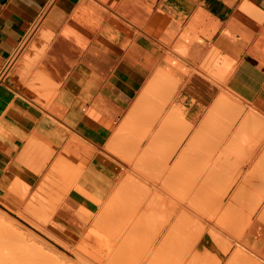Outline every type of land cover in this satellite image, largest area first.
<instances>
[{"label": "crops", "instance_id": "0c3cea01", "mask_svg": "<svg viewBox=\"0 0 264 264\" xmlns=\"http://www.w3.org/2000/svg\"><path fill=\"white\" fill-rule=\"evenodd\" d=\"M90 1L0 0V210L16 216L11 210L20 209L22 183L30 188L28 194L36 185L29 169L35 162L32 147L38 143L82 170L75 182L80 191L67 194L59 215L78 223L90 216L96 201L105 199L118 167L105 146L113 132L126 126L138 99L132 116L167 117L169 137L182 135L167 150L178 155L208 146L191 145L187 133H181L184 122L195 127L199 116L224 118L228 126L219 134L224 136L219 168L224 165L225 191L232 182L228 175L237 177L235 159L257 145L264 150V0ZM40 29L50 35L42 38L43 56L49 58L45 69L51 74L43 87L57 83L60 90L56 88L47 108L36 103L37 95L20 74L21 57L38 55L28 48ZM67 31L77 37L65 33V38ZM75 55L78 59L63 78ZM239 116L252 127L237 125ZM173 120L181 131L171 129ZM237 183L243 185L240 178ZM262 192L261 186L250 190L251 195Z\"/></svg>", "mask_w": 264, "mask_h": 264}, {"label": "bare ground", "instance_id": "6f19581e", "mask_svg": "<svg viewBox=\"0 0 264 264\" xmlns=\"http://www.w3.org/2000/svg\"><path fill=\"white\" fill-rule=\"evenodd\" d=\"M91 1H93V0H91ZM117 5L115 6V8L117 7ZM98 7H99V4H98ZM100 7H102V6L100 5ZM101 9H103V8H101ZM107 14H109L108 10H107ZM69 18H70V16H69ZM119 21H120V18H119ZM73 30H71V31H73ZM100 31H102V30H99V32ZM65 33L67 35H70V34L73 35L74 39L77 37L76 33L72 34L73 32L69 33V31L64 32L63 36L65 35ZM77 34H79V32ZM75 35H76V37H75ZM66 36H64V37L66 38ZM49 37H50V35H48L46 38H49ZM84 38L81 37L80 40L82 41V39H84ZM95 39H96V37H95ZM67 40H68V38H67ZM77 41H76V43H77ZM78 42H79V46H80L81 42L80 41H78ZM88 42L89 41L85 40V42L83 44H85L87 46L86 43H88ZM76 43H75V45L78 46V43L77 44ZM81 46L80 47L82 49H83V47H85L84 45H81ZM43 48H44V45H43ZM41 51L43 52L42 48H41ZM44 52H45V50H44ZM46 53H47V51H46ZM80 57H81V55H80ZM42 58H43V56L38 58V60L39 59L42 60ZM76 58H77L76 55L71 56L69 58L70 62L67 64L68 67L65 68V72L62 74L63 78L66 76L67 71L69 69L71 70V68H69V67L72 66V63L76 61ZM37 63H40V62H37ZM29 64H30V62H29ZM40 64H37V65H40ZM35 65H34L35 69L32 68V70H36L37 65L36 66ZM76 66H77V64H76ZM29 69H31V68H29ZM29 72L30 71H28V73ZM35 72L37 73V70ZM31 73L28 74L29 76L27 75L29 78L34 76V73L33 72H31ZM30 74L33 76H31ZM38 75H41V71L39 74H36L35 77H37ZM44 76H45V74L44 75L42 74L40 76L41 78H43V80L39 78V80H42L41 83L45 80L46 77L48 78L47 75H46V77H44ZM28 77H27V79H28ZM25 78L26 77L24 76V80H25ZM47 78H46V80H47ZM35 80H33V81L35 82ZM46 80H45V82H46ZM53 81L54 80H52L51 83H53ZM45 82H43L44 85H45ZM36 83L35 84L33 83V85H36ZM55 84H54V86H52V89H54V88L58 89L59 85L57 83H55ZM44 85H42V86H44ZM48 85L49 84H47L46 86H48ZM39 86H40V84H39ZM36 88H38V87L36 86ZM43 88L44 87H42V89ZM38 89H41V87ZM37 90H35L34 92H35V95H37V97H39L38 96L39 90H38V93L36 94ZM46 90H48V89L45 88V91ZM40 92L42 93V94L40 93V95H43L44 89H43V91L40 90ZM56 92H58V91H56ZM45 95L48 96V94L45 93L42 97L43 100H45L47 98V97L45 98ZM37 99H35V101ZM39 100H38V103L40 102ZM46 100L44 103L45 105L47 102ZM52 100H54V98H52ZM140 101H141V99H138L135 102L134 106L131 108V110H130L131 115H133L134 112L136 111V107ZM36 103H37V101H36ZM44 104L41 101L40 105L43 106ZM48 107H50V103H49ZM167 121H168L167 117L166 118L161 117V116L156 117L155 119H153L148 133L140 135L138 133V131L144 127V124L147 122V120L144 119L142 116H136V115L130 116L129 115V116H127V122H129V124H130L129 129L131 132H129V131H128L129 133H127L126 131L123 132L121 130L122 129V126H121V128H119V130H117L119 132L116 134L117 131L115 129L116 132H113V134L115 133L116 135H111V136H117V138L113 137V140H111L112 138L110 137L109 142L112 144L113 143L112 141H115L114 139H116L115 145H113V146H116V149H118L119 145L117 142H121L120 144H122V141H123V140L121 141V138L119 136H120V134H124V136H125V133H126L127 134L126 136H128V138L125 139L123 142V144L126 142V144H124V145H126V147H124V145L122 144L121 146H119V148L123 146V148H125V149H123V148L122 149L127 152L126 155H128V153H129L130 157L128 156L129 159H128V157H125V162H127L126 164L125 163L123 165L120 164L119 167H121V169H120L121 173L117 177L116 186L114 188H112V192L109 193L110 195H109L108 199L106 198L107 201L104 199L106 201V202H104V206H102V207L100 206L101 207L99 209L100 211H97L98 213L95 214L94 218H92L91 220H87V221L82 220L81 226L78 225V227L75 230H73L75 233L72 236V238L76 239V237H80L84 241L94 243L96 241V239H95L96 228L99 225H107L108 227L115 228V230H114L115 232L113 233L112 238H111V241L113 244V250L110 253V257H111V259H113L114 264H120L122 262H127L128 264H264V194H262L261 196H258V195H251V193H250V190L253 186L264 187V150H261L260 146L257 145L255 147V149L253 150V152L247 154L244 158L235 159V161H237V162H235L236 167H237V177L235 176V179H233L232 182L227 185V187L225 188V191L221 195H218V194H216V191L222 190V187H220V189H219L218 183H214L211 180V178L215 176L214 174H215L216 169L219 168V166L224 162V153L221 150V147L224 144V139L219 140V141H215V142H209L206 150L204 149L205 151H203L202 149L189 148L187 150H183L178 155L177 152H174V151L173 152H167V151L164 152V151H160V150H155L153 146H150L151 143H147V141L149 139L151 142L165 140L163 143L166 144L167 138L170 135H172V131L169 130L166 126ZM120 122H121V120H120ZM122 124L124 125L123 122L119 123V126ZM122 136L123 135H121V137ZM118 137H119V139H118ZM123 138L124 137H122V139ZM83 141H85V140H83ZM116 143L118 146L116 145ZM106 144H107V142H106ZM32 145H33V143H32ZM88 145L90 146V144H88ZM109 145L110 144L108 143V145H106V146L104 145V146L107 148V146H109ZM36 146H39V144L37 143L34 147H32V152H31L32 156H34L33 150L38 149V148L41 149L42 148L41 146H43V144L41 146H39L38 148ZM110 146H112V145H110ZM33 148H35V149H33ZM46 148L44 149V151L48 150V148L47 149ZM108 148H110V147H108ZM108 148L106 149V151H108L107 154L110 152H114L113 150L115 147L114 148L112 147V149L110 148L111 149L110 152H109ZM122 149L120 148L121 152H120V150H116L117 152L116 151L114 152V154L116 153L117 155L116 154L114 155L113 153H110V154H113L114 157L115 156L118 158L121 157L120 159L122 160V158H124V157L120 156V155L124 154V152H123V154H121ZM40 151H43V149H41ZM40 151L38 150V154H41V156H42L43 152L41 153ZM34 152H37V151L35 150ZM49 152L50 153L53 152V155H54L53 150H49ZM49 152H46V153L48 154ZM118 152H119V155H118ZM50 153H49V157L46 156L47 154L43 153V156L48 158V159H46L45 157L42 156L43 159L49 161ZM104 153H105V151H104ZM155 153L157 155L153 156V154H155ZM109 155H107V156H109ZM39 156H38V159H39ZM42 157H40V158L42 159ZM111 157H113V156H111ZM55 158H58V157L56 156ZM63 159H65V158H63ZM116 159H115V161H117ZM127 159L129 161H127ZM25 160H24V162H25ZM65 160H63V161L66 163ZM113 160H114V158H113ZM227 160H229V158H227ZM21 161H22V159H21ZM48 161H45V162H48ZM67 161H69V160H67ZM200 161H207L209 163L202 165V164H199ZM24 162L22 165L25 166ZM28 162H30V161H28ZM55 162H56V159H55ZM51 163L56 164L54 162H51ZM67 163H71V162L69 161ZM116 163H119V162H116ZM27 164L28 163H26V166L28 167L29 164L28 165ZM31 164L34 165V163H31ZM42 165H43V162H42L41 166ZM72 165L74 166V168H76V166L74 164H72ZM41 166H39L38 168H40ZM43 166L44 167H41V170L45 168V164ZM247 166H251V168L248 169L247 171H244V168ZM252 166H254V168ZM68 167H71V165H69ZM29 168L30 167H28V169ZM50 168H52V166ZM74 168L72 167V171H69L70 178L73 177L72 181H68L66 183L63 182V185L61 184L62 190L60 192L63 191L62 194L64 192L66 194H68L72 190L80 191L79 186L75 183L77 181L73 182V180H76V179H74V176L76 175L75 177H77V175L80 174L79 171H78L79 174L76 173L79 168L78 169L76 168V172L73 171V170H75ZM29 170L31 171L32 167ZM48 170L50 171V169H48ZM58 170H60V169H58ZM68 170L69 169H67V171ZM79 170H81V169H79ZM33 171H35V170H32V172ZM46 172H45V174L47 175ZM60 172H62V171H60ZM123 172H125V174L122 175V178H121L120 176ZM71 173H74V174L72 175ZM36 174H38V173H36ZM48 174H49V172H48ZM50 174H52V173L50 172ZM44 175L43 176L41 175V177H43V178H40L41 180L44 179ZM48 176H50V175H48ZM60 177H62V176H60ZM188 177H190L191 179H188ZM79 178L77 177V180H79ZM238 178L241 179L243 185H238V183H237ZM57 179L58 178H56V180H55V177H54L53 180H55L57 182V181H59ZM18 180L19 179L15 180V181H17L16 183L19 182L18 184L21 185L20 181H18ZM44 180L46 182V179H44ZM47 180H49V179H47ZM40 181L37 183H40ZM50 181H51V178H50ZM55 181H53L52 183L54 184ZM13 183H12V185H13ZM46 183H48V185L50 184L49 182H46ZM58 183H62V182H58ZM23 184L24 183H22L21 186H23L25 188H26V186H28L25 184H24L25 185L24 186ZM53 184H51V185L53 186ZM40 185H42L41 186V188H42L43 187L42 181H41ZM40 185L37 184L36 187H38ZM49 186H47V187H49ZM52 186H50V189ZM58 186H56V187H58ZM54 187L55 186H53V188ZM38 188H40V187H38ZM17 189H19V188H17ZM28 189H30V188H27V190ZM43 189L47 190V189H45V187ZM19 191H20V189H19ZM48 192L50 194V191H48ZM27 193H28V191L26 192V194ZM55 193H56V191H55ZM262 193H264V192H262ZM31 195L34 196L33 193H31ZM44 195H45V193H44ZM62 196H64V195H62ZM55 197L56 196H53V198H55ZM32 198H30V200ZM40 198L37 197L36 201H38V199L40 200ZM46 198H48V197H46ZM57 198H58V196H57ZM61 198H63V197H61ZM61 198H59V199H61ZM28 199H29V197H28ZM49 199H50V197H49ZM30 200H29V202H30ZM25 201H26V199H25ZM46 201H48V200H46ZM51 201H52V199H50V203H51ZM60 201H63V200L61 199ZM59 202H57L58 203L57 204L55 201L57 206L61 204V203L59 204ZM38 203H40V202L38 201ZM22 205L24 207V204H22ZM30 205H28V206H30ZM40 205H39L40 206L39 210L41 209L42 206L43 207L45 206V205H42V203H40ZM25 206H27V203ZM28 206H27V208H28ZM39 206H37V207H39ZM54 207H52L51 209L49 208L50 211H49V209L47 210L46 206L44 208H46V210L49 211L50 213H52L51 210H53L54 212L52 214H55L56 210ZM21 209L23 210V208H21ZM29 209H31V208H29ZM18 210H20V209H18ZM42 210L44 211L45 209H42ZM42 210H40V212H42ZM32 211H33V209H32ZM45 212L46 211H44L43 215H40V217L41 216L44 217L45 216L44 214L47 213V212L46 213ZM220 212H222V213L224 212V222H223V220H221V222H223V223L220 222L219 217H215L216 214H219ZM18 213H15V214L18 215ZM50 213H49V215H51ZM34 214H35V212H34ZM19 215L24 220H26L27 222H29L31 224H35L34 227L36 226V228L39 230V232L40 231L43 233H44V231L47 232V228H45L43 225H41V224L37 225L39 223H37V224L34 223V220H32V219H34V218H32L34 216H32L31 212L27 213V211L24 210V212L19 213ZM46 218L47 217H44V222L47 220ZM6 219H7V217H6ZM50 219H51V216H49L48 220H50ZM41 222H43V221H41ZM47 222H49V221H46V223ZM89 223H91V226H88ZM196 230H198V234L195 236L192 235V233ZM25 231L29 232V230H26V229H25ZM260 231H262L261 237H259V235H258ZM30 233H31V231H30ZM25 234L27 235L26 232H25ZM46 234L50 235L51 232L46 233ZM34 235L35 234H33V236ZM204 235L205 236L209 235L210 238L212 239V241L214 243H217V244L223 243L222 240L224 241V249H221V250L222 251L224 250V256H228L227 259H224V262L220 259H216V260L211 259L209 257V254L206 252V250H205V252H201L199 250V247H201V246H199V244H200L199 241ZM29 236H31V234ZM36 237H38V236L32 237L31 242L36 241L35 240ZM51 237H52V239H54L56 241V238H53V236H51ZM31 242H30V244H32ZM37 242L40 244L42 241L39 242V239H38ZM37 242H34L33 243L34 245L32 244L33 246L31 245L32 249L33 248L35 249V246L37 248V245H35V243H37ZM61 242L62 241H60V243ZM228 242H230L231 244ZM30 244H28V245H30ZM61 244L64 245L65 242H63ZM259 245L262 246V249L260 251L258 250ZM65 246H67V245H64L63 247L64 248H67L68 246L71 247L70 245H68L67 247H65ZM12 247H14V245ZM20 247H21V245H20ZM27 247H25V248H27ZM74 247L75 246L71 247V250H73ZM17 248H18V246H17ZM35 250L39 251L38 249H35ZM68 250H69V248H68ZM71 250H69V251H71ZM13 251L15 252V249H13ZM27 251L29 253V250H27ZM40 251H39V254L41 253L40 255L45 254L43 251H42L43 254ZM16 252H17V250H16ZM4 253H5V251H4ZM72 253H73V251H72ZM12 254H13V252H12ZM90 254L91 255L89 256V259H87L88 257L86 258L85 255L83 256L81 254V252H77V251L74 252L76 259L82 260L84 262H87V261L95 258L94 253H90ZM18 255H19V252H18ZM36 255H37V257H39L38 254H36ZM63 255L64 254H62V256ZM0 256H1V254H0ZM12 256H9V258ZM24 256H27V255H24ZM41 257L43 258L44 256H41ZM45 257H47V255ZM3 258H5V257H3ZM9 258H8V260H9ZM17 258L19 259L18 256H17ZM29 258H30V256H29ZM24 259H26V257H24ZM36 260L34 259L33 262H31L30 264L35 263ZM30 261L27 260V262H30ZM37 261H40V259ZM11 262H12V260H11Z\"/></svg>", "mask_w": 264, "mask_h": 264}, {"label": "rangeland", "instance_id": "374dc122", "mask_svg": "<svg viewBox=\"0 0 264 264\" xmlns=\"http://www.w3.org/2000/svg\"><path fill=\"white\" fill-rule=\"evenodd\" d=\"M48 35H44V31L42 30V29H40V30H37V39H36V41H34V42H32L31 44H30V46H29V48H28V50L29 51H34L36 54H38V55H35L34 57H29V55H28V53H26V54H24L22 57H21V59H20V61H21V63H22V65H23V67H22V69L20 70V74H21V76H25L26 78L25 79H27V77L29 76L28 74L29 73H31V72H33L34 73V76L33 75H31V76H33V77H31V78H29L28 77V79H27V82H29L28 84H29V86H31V88L33 89L32 91H35V90H37L38 88H40L41 87V89H38L39 90V93H38V90H37V92H36V94L38 93V99L36 100L37 101V103H38V100L40 101L38 104H40L41 103V101H44L45 102V100L48 102V101H50L52 98H53V96H55V94H56V91H57V89L56 88H54V89H52V88H46V89H50L49 91L48 90H46L45 91V88H43L44 89V93H43V95L46 93V94H48V96L47 95H45V100H43V95H40V90H42L43 91V89H42V85H44V83L43 82H45V80H46V78H45V80L41 83V81L43 80V78H41L40 76L43 74H45V76L44 77H46V75L47 76H51V74L49 73L48 74V71H46V69H45V60L46 59H49V58H46L45 56H43L42 54H43V52L41 51V48H42V50L45 48V46H44V48H43V45L45 44V41L42 39V38H44V37H47ZM39 52V53H38ZM42 54H41V53ZM39 56V57H38ZM43 56V58H42V60L41 59H39L38 60V58H40V57H42ZM38 60V61H37ZM30 62V64H29V62ZM37 62H40V63H37ZM33 65H32V64ZM18 65H19V62L17 63ZM37 64H40V65H36ZM34 65L37 67L36 68V70H37V73L35 72L36 70H32V68L33 69H35V67H34ZM33 66V67H32ZM29 68H31V69H29ZM39 70V71H38ZM28 71H30L29 73H28ZM40 71H41V75H38L37 77H35L36 76V74H39L40 73ZM26 72V73H25ZM28 73V74H27ZM28 75V76H27ZM34 78V79H33ZM39 78L40 79H42V80H39ZM30 79V80H29ZM36 79V80H35ZM33 80H35V82L33 81ZM39 83H38V82ZM31 82V83H30ZM37 82V83H36ZM33 83L35 84L36 83V85H33ZM50 83V82H49ZM48 83V84H49ZM31 84V85H30ZM39 84H40V86H39ZM45 84H47L46 82H45ZM36 86L38 87V88H36ZM36 88V89H35ZM48 91V92H47ZM42 94V93H41ZM41 106V105H40ZM44 107H47V105H43ZM139 107V104L137 105V107H136V109ZM135 114V113H134ZM150 114H151V112H150ZM132 116V115H131ZM144 119H146L147 120V122L144 124V127L143 128H141L139 131H138V133L140 134V135H143V134H146V133H148V131H149V128H150V125H151V123H152V121H153V119H155L156 118V116H142ZM244 118H245V116H239V120L237 121V125H239L243 130L245 129V128H251L252 126H247L248 124H247V122L244 120ZM176 119H178L179 120V117L177 116V118ZM175 119V120H176ZM184 124H185V128L183 129V131L181 132V133H187V135H186V140H190V144L191 145H193V146H201V145H204V144H206V143H209L210 141H212V142H215V141H219V140H222V139H224V136H219V134H222V133H224V131H226L227 130V126H228V124L226 123V122H224V118H222L221 116H199V120L197 121V123H192L193 125H197V126H192V125H189V124H187L186 122H184ZM130 124H129V122H126V126L124 127V128H122L121 130L123 131V132H127V133H129V132H131L130 131ZM170 127H171V129L172 130H176V131H181L182 130V128H181V126H178V123H176L174 120L173 121H171L170 122ZM189 127V128H188ZM257 129V128H256ZM262 129V127L260 128V129H257L256 131H254L253 133H251V134H256L257 132H259L260 130ZM119 130V129H118ZM129 131V132H128ZM119 131H117L116 132V134L118 133ZM245 132V131H244ZM122 133V132H121ZM211 133V134H210ZM116 134H114V135H116ZM119 135V134H118ZM121 135H123L122 137H124L123 139H122V137H121ZM127 134L125 133V136H124V134H120V138H121V141H122V144H123V142H124V140L125 139H127L128 138V136H126ZM114 138L116 137L117 138V136H113ZM113 137H112V139L111 140H113ZM119 137H118V139H119ZM126 137V138H125ZM117 139V140H118ZM180 139H182V135H178L177 137H169V146L168 147H166V145L163 143V141H154V142H151L150 141V139L147 141V143H151L150 144V146H153L154 147V149L155 150H160V151H171L172 150V146H173V142H176V141H178V140H180ZM115 141H116V139H114ZM115 141H112L113 143L112 144H110V145H112V146H109L111 149H112V147L114 148V152L116 151V150H120V148L122 149L123 148V146L122 147H120L119 148V146H121L122 144H120L121 142H117L118 143V145H117V143H116V145L118 146V149H116V146H113V145H115ZM127 141V140H126ZM235 144H236V140H235V142H234ZM124 144H126V142L124 143ZM123 144V145H124ZM37 148L39 147V146H36ZM35 147V148H36ZM42 148L41 149H43V151H40L41 149H35L37 152H34L33 153V155L34 156H32V157H36L35 158V162H33L34 163V165H33V167H32V170H35V171H33L34 173L36 172V173H38V174H34L36 177H37V182H39L41 179L40 178H43V177H41V175L43 176L44 174H45V172L47 173V175L45 174L44 175V179H46V182H49L50 184V186H52L51 184H53L52 182L53 181H55L56 180V178H58L57 180H59V181H55L54 182V184H53V186H55L54 188H53V186L51 187V189H50V186L48 185V183H46L45 182V180L44 179H42L41 181H42V184H43V187L41 188V186L42 185H40L41 184V181H40V183H36V185L33 187V189L31 190V193H33L34 194V196H32L31 195V193H25V192H27V188H23V186H21V190H22V193H21V199H22V202H20L21 204V208H23V210L20 208V210H18V209H12L11 211L13 212V213H21V212H24V210H26L27 211V213H32V216H34V217H32V218H34V219H32V220H34V223H39V224H37V225H43L45 228H47V232H45L44 231V233L43 232H39V230L36 228V226L34 227V225L35 224H31V223H29V222H27L26 220H24L20 215H19V213H18V215L16 214V216L15 215H12V214H10V215H8V214H6V213H4L3 211H1L0 210V254H1V256H0V264H30L31 262H33V260L35 259H37V260H39L40 259V261H37L36 260V262L35 263H33V264H114V261H113V259H111V257H110V253L112 252V250H113V244H112V241H111V238H112V235H113V233L115 232L114 230H115V228H113V227H108L107 225H99L97 228H96V237H95V239H96V241L94 242V243H91V242H88V241H84L82 238H80V237H76V239H74V238H72V236L74 235V231L73 230H75L77 227H78V225L79 226H81V223H78V222H73L74 220H76V218H67V217H62V216H60L59 215V211H60V208L63 206V208H64V204H65V198H66V196H67V194L64 192L63 194H62V192H60L62 189H61V187H62V185H63V182L64 183H66V182H68V181H72V178L73 177H71L70 178V173H69V171H72V167L74 168V166L72 165V164H74V163H67V162H69V161H67V159L65 160V159H63L64 157L60 154V153H55L54 152V155H53V152L52 153H50L49 152V150H53L51 147H47L48 148V150H45L46 152H49L50 153V159H49V161L48 160H44L43 159V157H45V156H43V153H45V154H47L45 151H44V149L46 148L44 145L43 146H41ZM44 147V148H43ZM124 147H126V145H124ZM46 148V149H47ZM108 148V147H107ZM110 148H108V150H109V152L111 151V149ZM169 148V149H168ZM123 149H125V148H123ZM122 149V153L121 154H123V152H124V154L123 155H120V156H122V157H124V158H122V160L120 159V158H118V157H114V155L116 154H114V152H110V153H113V154H110V153H108V155L109 156H113L112 158H114V160L116 159L117 161L116 162H119V163H117L118 164V167H117V169H116V171H115V177H114V179H113V182H111L112 183V186H111V189H109V190H107L108 191V193H107V195H106V197H105V200L107 201V199H108V197H109V193H111L112 192V188H114L115 186H116V180H117V177H118V175L121 173V167H119L120 166V164H126L127 162H125V157H128L130 154L128 153V155H126L127 154V152L126 151H124ZM38 150L42 153V156H41V154H38ZM54 151V150H53ZM39 152V153H40ZM106 152H108V151H106ZM117 152V151H116ZM120 152H121V150H120ZM36 153V154H35ZM49 153L46 155V156H48L49 157ZM44 154V155H45ZM39 156V159H38V156ZM117 155V154H116ZM118 155H119V152H118ZM125 155V156H124ZM157 154L155 153V154H153V156H156ZM58 157V158H55V157ZM40 157H42V159L40 158ZM130 157V156H129ZM129 157H128V159H129ZM46 158V157H45ZM37 159V160H36ZM46 159H48V158H46ZM55 159H56V162H55ZM121 161H120V160ZM127 159V161H129ZM41 160V161H40ZM54 160V161H53ZM63 160H65L66 161V163L63 161ZM39 161V162H38ZM45 161H48V162H45ZM123 161V162H122ZM41 162V163H40ZM42 162H43V165L45 164V168L44 169H42L41 170V167H44L43 165L41 166V164H42ZM51 162H54V163H56V164H52ZM40 163V164H39ZM38 166H37V165ZM71 165V167H68L69 165ZM52 166V168H50L51 166ZM75 165V164H74ZM37 166V167H36ZM39 166H41L40 168H38ZM50 166V167H49ZM76 166V165H75ZM227 167V166H226ZM37 170H36V169ZM57 168V169H56ZM62 168V169H61ZM76 168L78 169V167L76 166ZM76 168H74L75 170H73V171H75L76 172ZM39 169V170H38ZM48 169H50V171L48 170ZM58 169H60V170H58ZM67 169H69L68 171H67ZM80 169V168H79ZM77 170V172L76 173H78V171H79V173L81 174V171L82 170ZM60 171H62V172H60ZM41 172V173H40ZM43 172V173H42ZM48 172H49V174H48ZM50 172L52 173V174H50ZM54 172V173H53ZM232 172H234V170H232ZM41 175H40V174ZM69 173V174H68ZM78 173V174H79ZM55 174V175H54ZM72 175L74 174V173H71ZM79 174V175H80ZM125 174V172H123L122 174H121V178H122V175H124ZM234 173H232V174H230V175H228V177H229V181H228V183L231 181V180H233L234 178H235V175H233ZM39 177H38V176ZM48 175H50V176H48ZM54 175V176H53ZM62 176V177H60V176ZM71 175V176H72ZM79 175H77V177H79ZM215 176L214 177H212L211 178V180L214 182V183H218V187H219V189H220V187H222V190H218V191H216V194H222L223 192H224V177H227V176H224V165H223V167H220V168H217L216 169V171H215V174H214ZM48 176V177H47ZM76 176V175H75ZM74 176V179H76L77 180V177H75ZM53 177V178H52ZM54 177H55V180H53L54 179ZM50 178H51V181H50ZM62 178V179H61ZM120 178V179H121ZM40 179V180H39ZM47 179H49V180H47ZM188 179H191L190 177H188ZM61 180V181H60ZM76 180H73V182H75ZM58 182H62V183H58ZM90 182H91V178H90ZM46 183V184H45ZM37 184H39L40 186H38V187H40V188H38V187H36L37 186ZM45 184V185H44ZM59 186H58V185ZM62 184V185H61ZM47 186H49V187H47ZM56 186H58V187H56ZM45 187V189H47L48 191H50V194H49V192L47 191V190H44L43 188ZM38 190H36V189ZM24 189H26V191L24 190ZM35 189V190H34ZM50 189V190H49ZM58 191H57V190ZM60 189V190H59ZM40 190V191H39ZM52 190V191H51ZM34 191V192H33ZM43 191V192H42ZM46 191V192H45ZM55 191H56V193H55ZM36 192V193H35ZM54 192V193H53ZM40 193V194H39ZM44 193H45V195H44ZM47 193V194H46ZM49 194V195H48ZM53 194V195H52ZM55 194V195H54ZM30 195V196H29ZM40 195V196H39ZM43 195V196H42ZM62 195H64V196H62ZM25 196V197H24ZM33 198H32V197ZM41 197L40 198V200L38 199V201L40 202V203H42V205H45L46 206V208H47V210L50 208H52V207H54L55 208V214H52L54 211L53 210H51V212L52 213H50L49 211H50V209H49V211H47L46 210V208H44L43 206L41 207V209L40 210H42V209H45L44 211H46L45 213L47 214H44L45 216L44 217H47L46 219V221H49V222H47L46 223V221L44 222V217H40V215H43V210H42V212H40V210H39V208H40V203H38V201H36L37 199V197ZM53 196H56L55 198H53ZM57 196H58V198H57ZM60 196V197H59ZM28 197H29V199H28ZM46 197H48V198H46ZM49 197H50V199H52V201H51V203H50V199H49ZM52 197V198H51ZM61 197H63V198H61ZM30 198H32L31 200H30ZM59 198H61L63 201H60L61 199H59ZM107 198V199H106ZM23 199H24V201H23ZM25 199H26V201H25ZM28 199V200H27ZM29 200H30V202H29ZM46 200H48V201H46ZM56 201V203L57 202H59V204L60 205H56V203H55V201ZM58 200V201H57ZM105 200H101V201H96L97 202V207L95 208V210H94V212L92 213V214H90V216H85V217H83L82 216V218H85V220L87 221V220H91L92 218H94V216H95V214H97L98 212L97 211H100L99 209L102 207V206H104V202H106ZM43 201V202H42ZM47 203H46V202ZM54 201V202H53ZM27 203V206L28 205H30L31 203V205L30 206H28V208H27V206H25L26 205V203ZM49 202V203H48ZM53 202V203H52ZM44 203V204H43ZM55 203V204H54ZM22 204H24V207H23V205ZM58 204V203H57ZM40 205V206H39ZM52 205V206H51ZM54 205V206H53ZM34 206V207H33ZM37 206H39V207H37ZM50 206V207H49ZM101 206V207H100ZM26 207V208H25ZM49 207V208H48ZM58 207V208H57ZM99 207V208H98ZM29 208H31V209H29ZM37 208V209H36ZM32 209H33V211H32ZM30 210V211H29ZM17 211V212H16ZM34 212H35V214H34ZM40 212V213H39ZM42 213V214H41ZM49 213L51 214V215H49ZM36 215V216H35ZM21 218H20V217ZM49 216H51V219L50 220H48L49 219ZM6 217H7V219H6ZM38 217V218H37ZM81 217V216H80ZM215 217H219V219H220V222H221V220H223V222H224V212L222 213V212H220L219 214H216V216ZM12 220H11V219ZM40 218V219H39ZM72 219H74V220H72ZM218 219V220H219ZM9 222H8V221ZM15 222H14V221ZM36 220V221H35ZM43 221V222H41V221ZM13 223H12V222ZM11 222V223H10ZM223 222H221V223H223ZM46 225H44V224ZM74 223H78V225L76 224H74ZM92 223V222H91ZM91 223H89V225L88 226H91ZM31 224V225H30ZM26 230H29V232H27V231H25V229ZM111 228V229H110ZM49 230V231H48ZM30 231H31V233H30ZM25 232L27 233V235L29 234H31V236H27L26 234H25ZM51 232V234L49 235H47L46 233H50ZM35 234L34 236H33V234ZM53 233V234H52ZM45 234V235H44ZM55 234V235H54ZM198 234V230H196V231H194L193 233H192V235H197ZM35 236H38V237H36L35 238V240L36 241H34V242H37V240L39 239V242L40 241H42L40 244L37 242V243H35V245H37V248H36V246H35V249H38L40 252H44L46 255H47V257H45L46 255L44 254V255H40L39 254V251H36L34 248L32 249L31 248V245L34 243V242H31V239H32V237H35ZM51 236H53V238H56V241L54 240V239H52V237L50 238ZM55 236V237H54ZM31 237V238H30ZM41 239V240H40ZM80 239V240H79ZM58 240V241H57ZM210 240V241H209ZM15 243H14V242ZM33 241V240H32ZM45 241V242H44ZM60 241H62L61 243H63V242H65V244L64 245H70L71 247H73V246H75L74 247V249L73 250H71V247H67V246H65V247H67V248H64L63 246V244H61L60 243ZM13 242V243H12ZM30 242L32 243V244H30ZM58 244H57V243ZM222 242L223 243H214L213 241H212V239L210 238V236L209 235H204L201 239H200V241H199V246H201V247H199V250L201 251V252H205V250H206V252L209 254V257L211 258V259H213V260H216V259H220V260H222L223 262H224V259H227L228 258V256H224V250L222 251L221 249H224V241L222 240ZM11 243V244H10ZM21 245V247H20V245ZM45 243V244H44ZM228 243H230V242H228ZM25 244V245H24ZM28 244H30V245H28ZM231 244V243H230ZM14 245V247H12ZM34 245V244H33ZM32 245V246H33ZM63 245V246H62ZM17 246H18V248H17ZM28 246V247H27ZM221 246V247H220ZM223 246V247H222ZM25 247H27V248H25ZM12 250H10V249ZM15 249V252L13 251V249ZM68 248H69V250H71V251H69L68 250ZM204 248V249H203ZM29 250V253H28V251L27 250ZM16 250H17V252H16ZM4 251H5V253H4ZM72 251H73V253H72ZM81 252V254L84 256H86V258L87 259H89V256L91 255L90 253H94L95 254V258H93L92 260H89V261H87V262H84V261H82V260H78V259H76V257H75V255H74V252ZM7 252V253H6ZM12 252H13V254H12ZM18 252H19V255H18ZM43 252H42V254H43ZM21 253V254H20ZM23 253V254H22ZM28 253V254H27ZM36 254H38V256L39 257H37V255ZM62 254H64L63 256H62ZM3 255V256H2ZM13 255V256H12ZM24 255H27V256H24ZM9 256H12V257H10L9 258ZM17 256L19 257V259L17 258ZM29 256H30V258H29ZM41 256H44L43 258L41 257ZM3 257H5V258H3ZM24 257H26V259H24ZM36 257V258H35ZM3 258V259H2ZM8 258H9V260H8ZM8 261H7V260ZM11 260H12V262H11ZM14 260V261H13ZM16 260V261H15ZM27 260L28 261H30V262H27ZM120 264H128L127 262H122V263H120Z\"/></svg>", "mask_w": 264, "mask_h": 264}]
</instances>
